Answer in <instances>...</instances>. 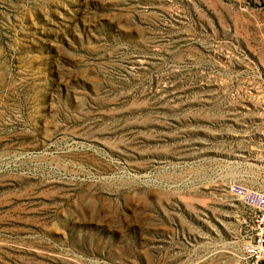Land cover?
Wrapping results in <instances>:
<instances>
[{
    "label": "rangeland",
    "instance_id": "rangeland-1",
    "mask_svg": "<svg viewBox=\"0 0 264 264\" xmlns=\"http://www.w3.org/2000/svg\"><path fill=\"white\" fill-rule=\"evenodd\" d=\"M264 189V0H0V264H246Z\"/></svg>",
    "mask_w": 264,
    "mask_h": 264
},
{
    "label": "built area",
    "instance_id": "built-area-1",
    "mask_svg": "<svg viewBox=\"0 0 264 264\" xmlns=\"http://www.w3.org/2000/svg\"><path fill=\"white\" fill-rule=\"evenodd\" d=\"M228 191L256 214L254 231L244 245L245 262L264 264V189L233 182L228 185Z\"/></svg>",
    "mask_w": 264,
    "mask_h": 264
}]
</instances>
